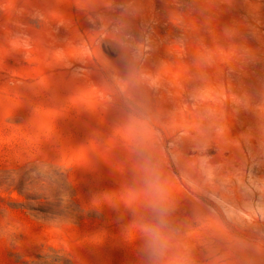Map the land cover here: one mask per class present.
<instances>
[{"label":"rangeland","instance_id":"obj_1","mask_svg":"<svg viewBox=\"0 0 264 264\" xmlns=\"http://www.w3.org/2000/svg\"><path fill=\"white\" fill-rule=\"evenodd\" d=\"M0 264H264V0H0Z\"/></svg>","mask_w":264,"mask_h":264}]
</instances>
